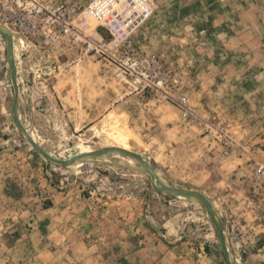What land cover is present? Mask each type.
I'll use <instances>...</instances> for the list:
<instances>
[{
	"label": "rangeland",
	"instance_id": "374dc122",
	"mask_svg": "<svg viewBox=\"0 0 264 264\" xmlns=\"http://www.w3.org/2000/svg\"><path fill=\"white\" fill-rule=\"evenodd\" d=\"M39 1L35 29L0 11V264H230L179 192L264 264V0H150L118 34ZM106 147L132 154L82 157Z\"/></svg>",
	"mask_w": 264,
	"mask_h": 264
},
{
	"label": "built area",
	"instance_id": "2783aa9c",
	"mask_svg": "<svg viewBox=\"0 0 264 264\" xmlns=\"http://www.w3.org/2000/svg\"><path fill=\"white\" fill-rule=\"evenodd\" d=\"M44 8L39 0H0L3 20H19L31 29H35V18L44 12ZM87 12L105 21L108 28L118 34L124 32V26L130 28L138 18L148 17L151 6L150 0H93Z\"/></svg>",
	"mask_w": 264,
	"mask_h": 264
},
{
	"label": "bare ground",
	"instance_id": "6f19581e",
	"mask_svg": "<svg viewBox=\"0 0 264 264\" xmlns=\"http://www.w3.org/2000/svg\"><path fill=\"white\" fill-rule=\"evenodd\" d=\"M0 30L3 31V32H5L2 29V26H0ZM117 151L123 152V153L125 152V153L130 154V151H127V150L122 149V148H119V147H118V150ZM102 152H104V150L99 151V152H89V151H85L82 157H84V158L87 157V159H93L95 157V155H98L99 153H102ZM141 161H143V159ZM148 164L149 163L142 162V167L141 168L144 169L145 171H148V173H150L153 176V178L156 179V181L157 180L160 181V183H162V185L165 186L166 189L171 188L169 184L168 185L166 184L167 181L162 176V174L159 171H157L156 169L151 168ZM167 187H169V188H167ZM176 192L178 193V191H176ZM179 196H183L184 198L186 197V198H188V199H190V200H192L194 202H200V200H199V198H200L205 203H208L209 204V201H208L207 197H203V195H201L198 192H188V193L187 192L186 193L179 192ZM210 212H211V215L213 216V218L215 217V215H216V218L217 219H218V216H220L219 213H218V211H216L215 208H213V207L210 209Z\"/></svg>",
	"mask_w": 264,
	"mask_h": 264
},
{
	"label": "water",
	"instance_id": "95a60500",
	"mask_svg": "<svg viewBox=\"0 0 264 264\" xmlns=\"http://www.w3.org/2000/svg\"><path fill=\"white\" fill-rule=\"evenodd\" d=\"M13 83H14L15 90H16V100L15 101L17 102V99L19 97V86H18L17 79H16L15 75L13 76ZM25 132L29 135V132L27 131V129H25ZM112 150H118V147H107V148L104 149V151H112ZM130 154H132V153L130 152ZM138 158L140 160H142V158L140 156H138ZM168 190L171 191V192L177 193L176 192L177 190L172 188V187L169 188ZM199 200H200L201 203L205 204L208 209L212 208V205H210L208 203H205L200 198H199ZM213 219H214V222H215V224L217 226V229L219 231V234H220V237H221V240H222V243H223L224 250H225V252H226V254L228 256V261H229L230 264H233L231 259L229 258V252H228V248H227L226 243H225L224 231H223V229L221 227V224H220L219 220L216 218V215H215V217Z\"/></svg>",
	"mask_w": 264,
	"mask_h": 264
}]
</instances>
